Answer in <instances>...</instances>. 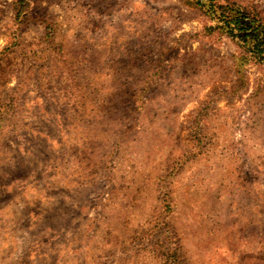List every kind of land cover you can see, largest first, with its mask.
Here are the masks:
<instances>
[{"label": "rangeland", "instance_id": "1", "mask_svg": "<svg viewBox=\"0 0 264 264\" xmlns=\"http://www.w3.org/2000/svg\"><path fill=\"white\" fill-rule=\"evenodd\" d=\"M15 1L0 264H264V61L208 0Z\"/></svg>", "mask_w": 264, "mask_h": 264}, {"label": "trees", "instance_id": "2", "mask_svg": "<svg viewBox=\"0 0 264 264\" xmlns=\"http://www.w3.org/2000/svg\"><path fill=\"white\" fill-rule=\"evenodd\" d=\"M205 1L194 0L196 7L200 10ZM208 2L210 15L218 13L219 17L216 25L205 26V37L221 38L228 35L242 53L264 61V9L254 0H208ZM13 8L18 19L27 18L30 0H16ZM3 111L5 110L0 99V129L6 120ZM162 247H169V245L163 244ZM167 250L169 248L162 253L163 264H173L179 258L178 252L173 250L166 252Z\"/></svg>", "mask_w": 264, "mask_h": 264}]
</instances>
